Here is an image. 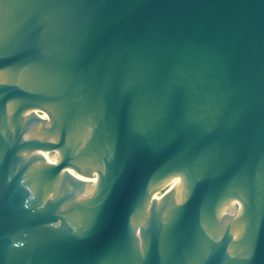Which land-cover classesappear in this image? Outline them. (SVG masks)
<instances>
[{"label":"water","instance_id":"95a60500","mask_svg":"<svg viewBox=\"0 0 264 264\" xmlns=\"http://www.w3.org/2000/svg\"><path fill=\"white\" fill-rule=\"evenodd\" d=\"M0 264H264V0H0Z\"/></svg>","mask_w":264,"mask_h":264},{"label":"bare ground","instance_id":"6f19581e","mask_svg":"<svg viewBox=\"0 0 264 264\" xmlns=\"http://www.w3.org/2000/svg\"><path fill=\"white\" fill-rule=\"evenodd\" d=\"M24 112H26V113H28V114H30V115H33V116H35V117H43L37 110H35V108L34 107H27L26 109H24L23 110ZM18 113H20V111L19 112H17V113H15V114H17V115H19ZM47 126H49V127H52V128H56V129H59V130H64V126L62 127V128H60V127H57L55 124H53L52 122H49L48 124H47ZM63 140H65V141H67V138H66V136L64 135V136H62L61 137Z\"/></svg>","mask_w":264,"mask_h":264}]
</instances>
